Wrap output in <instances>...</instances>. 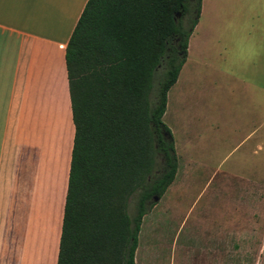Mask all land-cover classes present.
<instances>
[{
	"label": "trees",
	"instance_id": "trees-1",
	"mask_svg": "<svg viewBox=\"0 0 264 264\" xmlns=\"http://www.w3.org/2000/svg\"><path fill=\"white\" fill-rule=\"evenodd\" d=\"M202 1L86 3L65 53L74 139L57 264H136L148 204L162 197L178 170L162 119ZM192 9L185 29L182 18ZM159 67L164 76L153 101Z\"/></svg>",
	"mask_w": 264,
	"mask_h": 264
},
{
	"label": "rangeland",
	"instance_id": "rangeland-1",
	"mask_svg": "<svg viewBox=\"0 0 264 264\" xmlns=\"http://www.w3.org/2000/svg\"><path fill=\"white\" fill-rule=\"evenodd\" d=\"M188 53L162 119L178 170L148 204L135 263L264 264V0H203Z\"/></svg>",
	"mask_w": 264,
	"mask_h": 264
},
{
	"label": "crops",
	"instance_id": "crops-1",
	"mask_svg": "<svg viewBox=\"0 0 264 264\" xmlns=\"http://www.w3.org/2000/svg\"><path fill=\"white\" fill-rule=\"evenodd\" d=\"M88 1L0 0V264H57L74 139L65 53Z\"/></svg>",
	"mask_w": 264,
	"mask_h": 264
},
{
	"label": "water",
	"instance_id": "water-1",
	"mask_svg": "<svg viewBox=\"0 0 264 264\" xmlns=\"http://www.w3.org/2000/svg\"><path fill=\"white\" fill-rule=\"evenodd\" d=\"M181 17V12H178L176 15H175V21L177 22V20ZM154 200L157 202L160 200V197L159 196H155L154 197Z\"/></svg>",
	"mask_w": 264,
	"mask_h": 264
}]
</instances>
